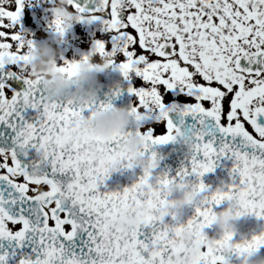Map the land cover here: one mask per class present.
<instances>
[{"label":"snow or ice","instance_id":"snow-or-ice-1","mask_svg":"<svg viewBox=\"0 0 264 264\" xmlns=\"http://www.w3.org/2000/svg\"><path fill=\"white\" fill-rule=\"evenodd\" d=\"M24 5L0 0V138L6 145L0 146V264H173L178 250L172 225L178 221L174 213L166 222L156 212L165 204L161 187L170 178L197 179L188 225L198 237L211 224L212 205L230 192L238 194L244 212L264 218V121L258 119L264 117V0H70L80 21L102 27L93 49L112 57L133 81L130 113L139 121L155 112L164 122L163 132L140 130L144 153L174 141L179 128L162 102L165 89L179 86L185 94L181 117H191L185 130L193 140L187 165L176 177L145 168L121 190L99 187L117 162L131 167L119 150L120 137L77 134L83 109L94 103L49 100L40 82L24 72L33 43L20 24ZM51 27L63 34L55 16ZM75 65L65 60L60 70L71 75ZM28 149L34 154L19 158L28 157ZM220 157L231 158L233 182L209 192L200 177ZM149 196L152 211L136 226L113 227L122 207ZM232 235L210 242L192 264H219ZM262 245L264 232L234 249Z\"/></svg>","mask_w":264,"mask_h":264},{"label":"clouds","instance_id":"clouds-1","mask_svg":"<svg viewBox=\"0 0 264 264\" xmlns=\"http://www.w3.org/2000/svg\"><path fill=\"white\" fill-rule=\"evenodd\" d=\"M49 4L52 7V15L59 20L63 28V34L80 21L79 13L71 7L70 0H49ZM63 34H58L52 40L33 42L27 49L28 63L24 72L29 78L40 82L42 94L49 100H62L77 106L92 105L98 100V93L101 89L98 74H108L113 65L112 57L99 55L92 48L87 55L74 59L76 65L72 74L69 75L60 70L65 63L59 53V44ZM135 123L136 118L128 108L110 105L94 108L87 116H83V121L76 127L77 134L87 138L107 140L119 136V150L129 157L126 163H129L131 167L128 168L139 166L142 171L145 168L153 170L158 166L161 154L155 150L152 151L155 153L154 156L143 152L144 138L140 130L134 127ZM174 141L183 144L189 152L193 148L192 137L183 128L179 127L174 132ZM117 166L121 164L117 162L112 171L116 170ZM195 183L197 179L190 175L170 178L161 187L165 204L156 210L157 218L164 219L166 215L172 213L178 218L185 206L191 205ZM150 200L149 196L138 204L122 207L112 222L113 227L126 231L136 226L146 214L152 211ZM222 201L225 202L224 207L219 210L212 208L210 225L216 226V234L213 237H209L205 232L202 237H198L196 229L188 225L189 217L183 222L177 220L178 222L172 225L173 243L178 250L173 254V264H192L210 242L221 239L226 232L234 234L235 222L247 213L242 210L240 198L236 192H230ZM261 232L253 235H259ZM250 238L235 240L232 235L231 240L222 248L221 254L224 260L219 264H231L230 253H235V264H264V255L258 253V248L241 252L234 249L237 242Z\"/></svg>","mask_w":264,"mask_h":264},{"label":"water","instance_id":"water-1","mask_svg":"<svg viewBox=\"0 0 264 264\" xmlns=\"http://www.w3.org/2000/svg\"><path fill=\"white\" fill-rule=\"evenodd\" d=\"M128 88V86L115 81L101 83V89L98 93V100L90 108L83 109L82 115L87 116V114L96 108L100 102H106L111 105L123 106L130 109L133 104L131 101V93L128 91ZM168 115L172 122L178 127L183 129H187L189 127L191 117L188 115L181 117V110L170 109ZM146 119H148L147 115H145L139 121L136 120L134 127L140 130V126ZM181 119L183 120V123H181ZM258 119L264 121V117H259ZM5 135L10 137L11 133L6 131ZM0 146H6L3 138H0ZM153 150L161 154V159L158 166L152 170L154 174L167 172L170 177H176L177 170L182 165H187L188 163V158L186 155H189L190 152L183 144L177 141L153 144L145 154L147 155L148 152H152ZM28 153V157L20 154L19 158L26 160L34 154L32 149H28ZM219 161L222 162L221 166H215L212 171L205 173L202 177H200V179L208 178L214 172H218V178H230L231 176L229 175V171L232 166L231 158L220 157ZM142 173L143 171L139 166H134L132 168L117 166L116 170L111 171L110 174L105 178L103 184L99 185V187L101 190H121L123 187L131 185L140 175H142ZM190 177L193 176L190 175ZM192 212L193 206L186 205L183 209V212L178 218L176 217V219L180 222H183L185 219L191 216ZM164 220L166 222H171L172 218L169 215H166ZM235 228L236 231L233 234V239L240 240L241 238H250L251 235L264 230V218L257 217L253 213H247L237 219L235 222ZM258 253L260 255H264V245L258 248ZM229 260L231 264H235V253L229 254Z\"/></svg>","mask_w":264,"mask_h":264},{"label":"flooded vegetation","instance_id":"flooded-vegetation-1","mask_svg":"<svg viewBox=\"0 0 264 264\" xmlns=\"http://www.w3.org/2000/svg\"><path fill=\"white\" fill-rule=\"evenodd\" d=\"M7 6L9 7V10H14V4ZM52 18V7L49 4V0H25V5L20 18V24L28 38H30V36L35 32V28H30V25L27 23L26 19L29 20L31 24H35L36 26H38L39 29L42 28V33L45 34V38L47 40H52V38L58 35L51 27ZM5 30L7 31V29ZM129 31H132V29L129 28ZM95 34H98V36H95ZM99 37H102V27L99 22L79 21L78 23H75L72 26L71 30L65 31V33L63 34V38L60 41L59 53L61 59L64 61H71L74 59H79L81 56L87 55L89 50L93 48L95 40L100 39ZM98 79L99 81L115 80L127 84L128 86H131L133 83V81L126 79L122 75L116 61L113 62L112 68L108 72V74H98ZM134 83H138V81L134 80ZM165 92L166 95L162 97V102L166 107L175 108L177 110L183 108V96L185 94L180 91L179 86H176L174 89H165ZM132 100L134 104L136 102L134 94H132ZM205 103L207 104V102ZM148 114L151 115V119L143 124V126L141 127V131H143L147 127H152L154 124L156 127H159V130L162 128V130L158 131L157 133L163 132L164 122L156 119L155 112ZM0 171L3 170L0 169ZM228 182L229 181H225L224 184L221 181L216 180L214 183L208 186V190L209 192L216 190L217 188L226 190L227 185L229 184ZM49 223H51V221H49ZM210 229L214 230L211 227Z\"/></svg>","mask_w":264,"mask_h":264},{"label":"rangeland","instance_id":"rangeland-1","mask_svg":"<svg viewBox=\"0 0 264 264\" xmlns=\"http://www.w3.org/2000/svg\"><path fill=\"white\" fill-rule=\"evenodd\" d=\"M27 23L30 25V28H35V32L30 36V39L33 41V42H39V41H43L45 40V34H43V29H39L38 26H36L35 24H31V22L29 20H27ZM101 35V34H100ZM95 36H98V34H95ZM48 37V36H47ZM101 38V37H99ZM137 51H139V49L137 48ZM152 126V125H151ZM152 128L155 129L156 132L158 131H161L162 128L159 130V127H156L154 124L152 126Z\"/></svg>","mask_w":264,"mask_h":264}]
</instances>
